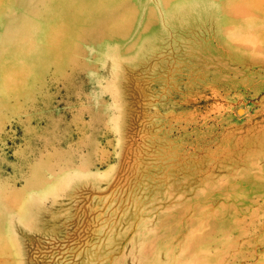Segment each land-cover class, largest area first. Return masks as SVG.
<instances>
[{
    "label": "rangeland",
    "instance_id": "1",
    "mask_svg": "<svg viewBox=\"0 0 264 264\" xmlns=\"http://www.w3.org/2000/svg\"><path fill=\"white\" fill-rule=\"evenodd\" d=\"M0 264H264V0H0Z\"/></svg>",
    "mask_w": 264,
    "mask_h": 264
}]
</instances>
